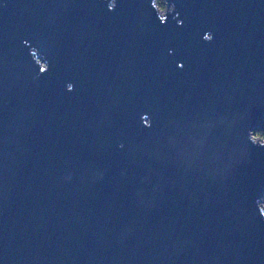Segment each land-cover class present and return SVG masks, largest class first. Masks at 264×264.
Here are the masks:
<instances>
[{
    "label": "water",
    "instance_id": "obj_1",
    "mask_svg": "<svg viewBox=\"0 0 264 264\" xmlns=\"http://www.w3.org/2000/svg\"><path fill=\"white\" fill-rule=\"evenodd\" d=\"M165 3L0 0V264H264V0Z\"/></svg>",
    "mask_w": 264,
    "mask_h": 264
},
{
    "label": "trees",
    "instance_id": "obj_2",
    "mask_svg": "<svg viewBox=\"0 0 264 264\" xmlns=\"http://www.w3.org/2000/svg\"><path fill=\"white\" fill-rule=\"evenodd\" d=\"M156 4L161 10L166 9L165 0H156ZM254 135L256 138H264V133L261 130H257Z\"/></svg>",
    "mask_w": 264,
    "mask_h": 264
},
{
    "label": "rangeland",
    "instance_id": "obj_3",
    "mask_svg": "<svg viewBox=\"0 0 264 264\" xmlns=\"http://www.w3.org/2000/svg\"><path fill=\"white\" fill-rule=\"evenodd\" d=\"M166 10V9H165ZM165 10L163 9V12L165 13ZM262 205H264V202L262 203Z\"/></svg>",
    "mask_w": 264,
    "mask_h": 264
},
{
    "label": "snow or ice",
    "instance_id": "obj_4",
    "mask_svg": "<svg viewBox=\"0 0 264 264\" xmlns=\"http://www.w3.org/2000/svg\"><path fill=\"white\" fill-rule=\"evenodd\" d=\"M145 117V116H144ZM144 117H143V120H144ZM145 122V121H144Z\"/></svg>",
    "mask_w": 264,
    "mask_h": 264
},
{
    "label": "flooded vegetation",
    "instance_id": "obj_5",
    "mask_svg": "<svg viewBox=\"0 0 264 264\" xmlns=\"http://www.w3.org/2000/svg\"><path fill=\"white\" fill-rule=\"evenodd\" d=\"M165 5H166V3H165Z\"/></svg>",
    "mask_w": 264,
    "mask_h": 264
}]
</instances>
